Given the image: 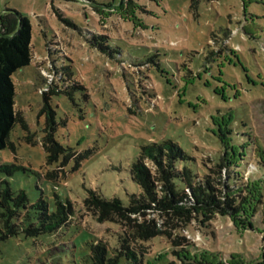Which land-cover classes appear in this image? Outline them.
<instances>
[{
  "label": "rangeland",
  "instance_id": "obj_1",
  "mask_svg": "<svg viewBox=\"0 0 264 264\" xmlns=\"http://www.w3.org/2000/svg\"><path fill=\"white\" fill-rule=\"evenodd\" d=\"M9 12L31 22L32 61L12 76L28 128L17 122L0 151V166L21 169L0 179L31 203L58 197L76 213L54 233L1 240L0 264H87L98 242L113 257L120 224L99 223L84 200L95 191L127 206L140 195L130 170L144 145L177 143L190 158L177 168L204 177L223 154L214 118L231 113L235 134L249 130L264 147V0H0V15ZM45 96L55 138L81 156L63 168L64 156L48 164L42 146ZM148 217L177 237L164 217ZM253 222L254 230L220 214L193 220L179 246L158 236L143 243L139 263L120 264H208L193 257L212 251L214 264H259L261 211Z\"/></svg>",
  "mask_w": 264,
  "mask_h": 264
},
{
  "label": "trees",
  "instance_id": "obj_2",
  "mask_svg": "<svg viewBox=\"0 0 264 264\" xmlns=\"http://www.w3.org/2000/svg\"><path fill=\"white\" fill-rule=\"evenodd\" d=\"M31 61L30 20L17 12L0 15V151L7 148L10 133L17 122L24 129L28 128L15 110L16 92L12 76L29 66ZM44 98L47 127L42 146L48 164L58 163L64 156L60 166L63 168L68 159L79 160L81 156H76L72 148H65L55 138V112L49 98ZM214 122L223 154L214 167H208L204 177L194 174L188 166L178 169L179 162L190 158L177 143L164 140L141 147L130 176L142 193L131 195L127 206L118 198L105 199L95 191L88 192L84 200L86 213L99 223L120 224L122 232L113 257L108 254L107 244L98 242L91 245L87 264H120L123 257L139 263L138 252L146 251L144 242L162 236L173 247L179 246L185 238L184 231L191 230L193 220L201 223L203 218H212L215 214L230 217L236 225L254 230L253 220L261 211L264 223V147L249 130L241 135L235 134L231 113L215 116ZM242 165H246L245 171L240 170ZM19 169L21 167L15 164L0 166V172L8 176ZM46 176L50 178L51 173ZM75 213L70 201L62 202L58 197L54 205L44 198L31 203L26 191H15L7 180L0 179V241L20 234L35 238L54 233L69 224ZM150 214L164 217L165 226L173 228L177 237L174 238L164 226L160 227L157 220L149 218ZM210 227L211 224L206 228ZM179 256L183 260L191 259L187 255ZM193 258H197L196 263L200 260V263L208 264H214L212 260L217 259L213 251ZM259 264H264V257Z\"/></svg>",
  "mask_w": 264,
  "mask_h": 264
}]
</instances>
